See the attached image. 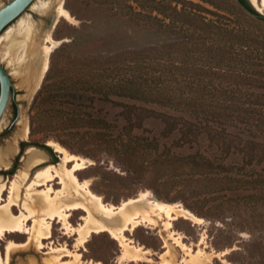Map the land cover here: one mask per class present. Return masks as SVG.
<instances>
[{"label": "rangeland", "instance_id": "rangeland-1", "mask_svg": "<svg viewBox=\"0 0 264 264\" xmlns=\"http://www.w3.org/2000/svg\"><path fill=\"white\" fill-rule=\"evenodd\" d=\"M9 1L0 0V8ZM60 2L74 21L59 18L50 29L49 17L56 14ZM45 4H49L47 9ZM169 8L176 10L177 14L171 13ZM158 9L174 17L171 18L173 24L160 15ZM216 14L230 20L224 22L232 26L237 18L235 0H40L0 42V61L15 88L5 122L0 126V155L9 162L8 167L0 168V184L5 181L7 185L2 203L11 194L10 187L16 174L25 169L28 148L42 151L46 158L45 162L30 170L31 178L44 165L61 162L60 154L48 144V141H54L70 153L91 161L77 176L82 182L89 180L90 189L105 203L119 206L148 190L158 201L179 205L203 220L202 224H196L193 220L180 218L174 222V228L182 234L183 242L195 251L202 249L208 254L226 252L214 258V264H264V192L253 194L251 190H229L189 166L166 164L164 160L155 159L162 151L182 157L195 153L208 158L219 156L220 151L211 139L216 134L204 125L188 128L189 115L186 112L118 94L125 77L122 74L125 66L176 62L183 51L201 50L212 44L213 36L208 34L210 30L204 24L216 20ZM28 22L32 26L30 31L26 30ZM48 31L60 44L51 52L48 69L39 88L34 90L41 63L40 56L34 53ZM43 87L50 92L43 107L84 115L98 121V127L91 128L90 133L82 137H73L61 127L44 124V119L35 115L33 107L34 99ZM89 88L97 91L92 92ZM104 92L107 96L103 95ZM25 122L29 132L26 138H22ZM168 122H173L171 130ZM87 128L81 126L70 130L81 134ZM226 129L248 138L244 132L230 127ZM127 138L137 139L145 147H156L157 151L150 152L149 158L124 153ZM21 142L27 143L23 149ZM242 155L233 152L226 163L240 164ZM68 167L70 169L71 164ZM254 168L264 177V163L256 164ZM24 183L20 184L18 204L13 206L17 215L23 209L29 185ZM53 185L56 189L62 188L59 179ZM80 193L72 187L69 197H78ZM249 194L253 196L246 198ZM148 207L146 203L129 206L124 215ZM83 214L82 210L75 211L70 218L71 224L76 226ZM28 224L31 226L33 222ZM168 234L161 222L157 227L143 223L133 232L127 231L126 236L135 244L153 253L151 262L129 264H159L165 240L171 249L169 259L180 262L184 251L168 238ZM27 238L28 233H22L21 236L8 234L0 239L4 259L9 240L25 242ZM76 238L64 234L61 224L55 221L51 239L44 240L46 248L38 250L32 244L29 249L13 251L6 264H51L48 246L66 244L73 250ZM119 245V241L106 232L93 234L78 252L85 262L119 264L122 250Z\"/></svg>", "mask_w": 264, "mask_h": 264}, {"label": "trees", "instance_id": "trees-1", "mask_svg": "<svg viewBox=\"0 0 264 264\" xmlns=\"http://www.w3.org/2000/svg\"><path fill=\"white\" fill-rule=\"evenodd\" d=\"M238 1L235 0L237 18L232 26L227 25L224 21H231L220 14H216V20L204 24L210 30L208 34L213 36L212 44L201 50H185L176 62L125 66L122 69L123 85L118 94L186 112L188 128L204 125L216 134L211 139L220 151L219 156L208 158L195 153L182 157L162 151L155 154V159L164 160L166 164L189 166L229 190H251L255 194L264 192V177L254 168L256 164L264 163V17L248 0ZM169 9L177 14L176 10ZM158 13L171 22V18L174 19L165 14V10L158 9ZM48 93L49 90L43 87L33 102L35 115L44 119V124L61 127L73 137H82L90 133L91 128L98 127L99 122L95 119L73 111L67 113L43 107ZM103 95L107 96V92ZM168 125L171 130L173 122ZM81 126L88 127L81 134L70 130ZM227 127L244 132L248 138L228 132ZM126 141L123 151L134 157L149 158L150 152L157 151L156 147L142 146L137 139L127 138ZM26 144L21 142V148ZM42 147L50 151L48 147ZM233 152L243 154L242 163H226ZM252 196L249 194L246 198Z\"/></svg>", "mask_w": 264, "mask_h": 264}, {"label": "bare ground", "instance_id": "bare-ground-1", "mask_svg": "<svg viewBox=\"0 0 264 264\" xmlns=\"http://www.w3.org/2000/svg\"><path fill=\"white\" fill-rule=\"evenodd\" d=\"M250 3L257 11L264 15V0H250ZM45 7L47 9L49 4H45ZM55 17L56 22L59 18H63L69 22L74 21L69 11L63 7L61 2L56 8ZM25 25L27 31L32 29L31 23L28 22ZM33 39L34 37L32 36ZM33 44L35 43L33 42ZM59 44L60 41L54 40L50 35V31H48L44 38H42L40 46H37L34 55L40 56L41 63L34 80V90L39 88L48 69L49 56ZM28 45L30 46L31 43ZM28 132V125L25 122L20 136L26 138ZM48 144L55 152L60 154V163L57 165H44L36 171L34 178L29 177L32 168L46 161L42 151L30 147L26 150L25 169L20 170L16 174V178L11 183V194L7 201L4 200V204L1 200L3 199V192L6 190L7 185L5 181L0 184V239L6 237L8 234L21 236L22 233H28V238L25 242L8 241L5 259L0 251V264L8 263V259L13 251H18L22 248L29 249L32 244L38 250L46 248L44 240L51 239L52 227L55 221L61 224L64 234L69 236L75 235L77 238L73 250L69 249L66 244L49 245L47 254L52 256L51 264H101L93 261H83L82 254L78 251L80 247H84L93 234L105 232L110 234L116 241H119V246L122 247L118 260L119 264L141 261L151 262L150 257L153 255L151 250L142 245L135 244L132 239L126 236L127 231L133 232L143 223L157 227L161 222L165 230L169 232L168 238L172 239L176 246L184 251V258L180 262L174 263L169 259L171 257H168L171 249L165 240L163 246L165 250L159 254V264H214V258L223 256L226 253L212 252L208 254L202 249L195 251L191 247H188L183 242L182 234L175 230L174 222L179 221L180 218H185L193 220L196 224H202L203 220L179 205L158 201L154 196L152 197L148 190L141 192L136 198H129L123 201L119 206L105 203L101 196L95 194L90 189L89 180L82 182L77 176V173L87 168L91 164V161L70 153L54 141H48ZM3 158L0 155V168L9 166V162H5ZM68 164H71L70 169ZM56 179L60 180L62 188L56 189L54 187L53 183ZM24 182L26 184L29 183V185L26 188L27 193L22 204L23 209L17 215L14 213L13 206L18 204L20 184ZM72 187L77 188L81 192L78 197H69ZM142 203H146L149 207L143 210L136 209L134 213L124 215L127 207ZM78 210H82L84 214L81 215L80 222L74 226L71 224L70 218ZM29 221L33 222L31 226L28 224ZM65 257H70L71 260L64 261L63 258Z\"/></svg>", "mask_w": 264, "mask_h": 264}, {"label": "water", "instance_id": "water-1", "mask_svg": "<svg viewBox=\"0 0 264 264\" xmlns=\"http://www.w3.org/2000/svg\"><path fill=\"white\" fill-rule=\"evenodd\" d=\"M239 2L238 0H236ZM40 0H10L0 8V42L39 4ZM254 10L261 16L264 15ZM49 28L56 24L55 14L49 17ZM13 83L6 67L0 62V126L5 122L14 97Z\"/></svg>", "mask_w": 264, "mask_h": 264}]
</instances>
